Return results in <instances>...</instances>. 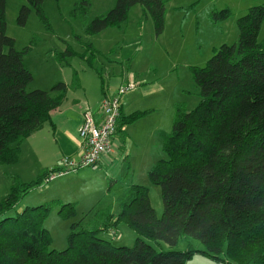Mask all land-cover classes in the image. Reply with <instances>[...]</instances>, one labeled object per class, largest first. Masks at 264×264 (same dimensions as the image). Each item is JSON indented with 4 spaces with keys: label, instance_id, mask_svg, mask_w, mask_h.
I'll use <instances>...</instances> for the list:
<instances>
[{
    "label": "trees",
    "instance_id": "1",
    "mask_svg": "<svg viewBox=\"0 0 264 264\" xmlns=\"http://www.w3.org/2000/svg\"><path fill=\"white\" fill-rule=\"evenodd\" d=\"M27 1L30 6L21 7L19 25L27 24L31 7L48 22L43 0ZM168 2L117 0L114 8L87 22L91 3L84 0L71 14L82 17L87 34L95 36L120 27L140 5L159 36L165 31ZM6 7L7 0H0V165H15L22 142L46 124L54 125L53 112L81 85L75 76L72 85L59 82L50 91L27 90L34 80L24 64L31 48L18 50L7 34ZM229 13L212 12V20L224 21ZM263 22L264 5L251 7L237 20L238 42L215 49L205 67L191 68L199 103L192 110L176 104L171 132L161 133L167 158L149 171L150 180L161 187L162 217L149 189L132 182L130 165L122 179H108L109 192L119 190L118 211L95 207L78 221L72 202L52 200L19 211L17 206L50 171L30 182L13 175L11 192L0 200V264H186L195 250L159 251L142 239L175 247L183 236L201 241V252L218 264H264V39H259ZM144 114L122 115L118 133ZM56 206L70 221L67 247L61 251L52 248V233L45 225ZM14 209L16 214L9 216ZM121 223L140 236L131 247L115 246L105 236Z\"/></svg>",
    "mask_w": 264,
    "mask_h": 264
},
{
    "label": "rangeland",
    "instance_id": "2",
    "mask_svg": "<svg viewBox=\"0 0 264 264\" xmlns=\"http://www.w3.org/2000/svg\"><path fill=\"white\" fill-rule=\"evenodd\" d=\"M81 1L84 0H43L42 10L48 22L31 7L27 24L21 26L18 23L19 11L24 5L30 6L28 1L7 0V34L15 39L18 50L31 48L24 64L34 80L27 90L50 91L59 82L72 85L77 76L81 88L71 90L70 95H78L89 107L88 104L98 105L104 98V90L111 89L113 80L117 81V78L127 79L121 83L125 86L135 85V89L121 100L126 106V114L145 112L125 126L133 141L128 145L131 180L149 189L152 205L158 217H162L161 187L150 180L149 171L161 158H167L161 133L171 132L176 104L183 103L192 110L199 103V89L193 81L191 68L205 67L215 49L238 42L237 20L251 7L264 5V0H169L165 31L159 36L155 33L153 19L145 16L140 5L130 10L127 21L120 27H111L90 36L86 31L87 22L114 8L117 0H87L91 3L87 22L71 14L74 5ZM225 9L230 11L228 18L214 23L211 13ZM259 39H264V22ZM66 50L71 54H63ZM140 79L141 84L138 83ZM142 85L147 89L140 94L137 90ZM65 157L76 158L77 155L66 154ZM60 165L61 162L53 168ZM126 170V165L118 161L108 168V173L122 178ZM18 171H22L21 166L16 164L0 165V200L11 192V176L17 175L23 182L40 177L30 179L33 178L30 174L25 177L27 171L21 177ZM103 175V170L99 172L96 168L87 167L67 172L52 182H46L44 178L40 187L27 195L17 209L22 211L23 204L26 206L30 202L72 199L77 205L75 221H78L83 212L98 203L99 192H104L106 185L99 181ZM110 203H114L112 195L103 198L100 207L107 208ZM114 204L118 208L117 203ZM59 210L60 206L53 208L45 225L52 233V248L61 251L67 247L66 231L70 228V221L62 218ZM15 214V209L9 212V216ZM105 236L115 246L128 247L136 244L140 237L124 223ZM142 239L159 251L195 250L186 264H218L201 252L205 250L204 244L190 236L181 237L175 247L162 241Z\"/></svg>",
    "mask_w": 264,
    "mask_h": 264
},
{
    "label": "crops",
    "instance_id": "3",
    "mask_svg": "<svg viewBox=\"0 0 264 264\" xmlns=\"http://www.w3.org/2000/svg\"><path fill=\"white\" fill-rule=\"evenodd\" d=\"M121 78H117V81L113 80L114 86H112L111 89L104 90V96L115 91L118 86L126 80L125 78ZM138 83L141 84L142 79H140ZM146 89L147 87L142 85L141 88L137 90V92H140V94H142ZM70 92L68 94L67 100L63 103V105L53 112L52 120L54 125L46 124L41 130L35 132L29 138L25 139L22 142L21 156L19 162L16 164V166H21L22 171L17 172L21 177L25 176L27 171V176L25 177H28V175L30 174L31 177H33L30 179H34V177L42 176L48 171L56 169L53 167H56L61 162L63 157L66 156V154L70 156H79L82 145L81 139L79 137V129L83 123V115L87 110L91 109L95 112L96 116L99 117V106L102 100L98 103V105L90 106L88 104L89 107H87L78 95L71 96ZM121 105L122 115H128V113L126 114L125 104H123L122 102ZM132 143V139L128 136L127 131L124 128L123 132L117 133L116 135V139L114 141V154L111 156H105L100 161L96 169L99 172L100 170L104 171V175L100 178L99 181H102L103 185L106 186L104 192H99L101 195L98 196V203L93 208L100 207L103 198L109 197V195H112V200L114 201V203H116L115 199L119 190L109 192L108 179L114 178L120 180L123 177L121 178L113 174H109L108 168L112 167L116 162L120 161L124 163L128 169V165H130L128 145ZM52 200H60L64 203L74 202V200L66 198H56ZM45 202L47 201H37L34 203L30 202L26 204V206H34ZM114 203H110L109 206H112L113 209H116L117 211L118 208L115 207ZM23 206H25V204H23ZM84 213L86 212H83V214ZM69 230L70 228L66 231L67 236Z\"/></svg>",
    "mask_w": 264,
    "mask_h": 264
},
{
    "label": "built area",
    "instance_id": "4",
    "mask_svg": "<svg viewBox=\"0 0 264 264\" xmlns=\"http://www.w3.org/2000/svg\"><path fill=\"white\" fill-rule=\"evenodd\" d=\"M135 87L133 84H121L115 91L106 94L99 106V117L91 109L84 113L79 129L82 144L79 156L63 157L61 165L47 174L46 182L53 181L67 172H76L87 167L97 168L103 157L114 154V141L122 116L121 100Z\"/></svg>",
    "mask_w": 264,
    "mask_h": 264
}]
</instances>
